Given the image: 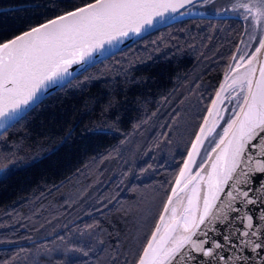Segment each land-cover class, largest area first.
I'll use <instances>...</instances> for the list:
<instances>
[{
	"label": "trees",
	"instance_id": "obj_1",
	"mask_svg": "<svg viewBox=\"0 0 264 264\" xmlns=\"http://www.w3.org/2000/svg\"><path fill=\"white\" fill-rule=\"evenodd\" d=\"M92 1L0 0V9L9 8L0 11V43ZM28 3L39 7L13 9ZM245 28L237 19H193L157 30L78 75L3 132L0 155L18 162L0 174V264H68V254L52 251L65 244L82 250L71 253L73 264H135ZM193 81L208 87L197 91L204 106L191 125L192 113L185 119L184 112L192 107L185 104ZM181 121L183 133L174 139ZM76 184L81 195L71 203L66 192ZM152 189L156 209L133 241L132 224L119 210ZM101 199L115 205L98 209ZM54 205L61 212L50 221L60 227L52 231L55 245L50 235L39 239L38 221L26 219L46 218ZM86 225L95 241L80 234Z\"/></svg>",
	"mask_w": 264,
	"mask_h": 264
},
{
	"label": "snow or ice",
	"instance_id": "obj_2",
	"mask_svg": "<svg viewBox=\"0 0 264 264\" xmlns=\"http://www.w3.org/2000/svg\"><path fill=\"white\" fill-rule=\"evenodd\" d=\"M211 3L213 0H93L83 7L66 11L54 19L31 27L13 39L0 43V129L3 130L0 131V135L23 118L26 109L39 100V94L43 89L55 86L63 77L70 76L69 67L83 61L84 57L90 54V49L101 48L105 43L128 36L130 32L139 34L144 25H153L154 17L163 20L168 12L176 13L179 9L189 8L190 10V6ZM229 3L232 5L230 10L242 9L246 20L252 17L264 23V0H229ZM228 10L225 9V11ZM260 72L264 77V65L261 66ZM248 84L251 87L252 81L249 80ZM256 87L257 91L251 92L248 110L244 112L247 126H244L245 121H241L240 135L237 136L234 133V139L229 141L231 163L220 183L231 178L230 174L236 170V164L240 162L242 154L246 160L253 161V166L249 167L248 172L259 173L261 177H264V162L260 159L254 160L253 156L245 152V145H249V150L259 148V151L255 153L257 157H264V147H261L264 145V87L259 80L256 81ZM254 107L257 108L255 113L252 111ZM256 139L261 142L260 145L251 143ZM189 155L191 156V153ZM17 162L12 157L0 155V173ZM213 167L215 168V164ZM243 175L245 183L251 185L253 177L247 173ZM173 191L175 192V189ZM217 191L222 189L217 188ZM249 191H252L251 187L248 191H242L240 195L245 198L246 203H255V200L248 198ZM255 191L264 192V178L259 180V187ZM228 196L236 199L231 192H228ZM217 198L215 194L212 197L213 200ZM225 207L230 208L231 211H238L231 205H225ZM210 208L211 203L205 197V210L199 216L198 222L193 221L189 224L185 221L184 231L189 234L177 239L174 246L164 251L162 256L159 254L155 256L151 264H177L178 260L185 258L196 261V256L191 255L185 245L193 252L211 260L236 259L246 262L249 259L241 255L226 258L214 251L228 244L237 253L247 249L251 251L255 259L264 261V214L260 216L261 224H254L253 217L249 215L243 216L244 227L250 231L240 232V236L247 239L240 240L239 244L233 243L227 235L224 236L223 244L216 240L194 239L193 237L198 235L196 230L206 223L205 217L209 216ZM165 211H168L167 205ZM163 219L164 217L161 216V220ZM223 219L227 220V216ZM210 222L211 220L208 221ZM92 227V225H86V230ZM159 227L157 225V231ZM204 235L207 236V233ZM155 236L154 232V239ZM149 249L155 251L151 241L144 250L145 255L140 257L139 264H149V260L146 259ZM80 251L82 250L77 247L68 249V264H73L74 258L71 253ZM83 254L87 255V252Z\"/></svg>",
	"mask_w": 264,
	"mask_h": 264
},
{
	"label": "water",
	"instance_id": "obj_3",
	"mask_svg": "<svg viewBox=\"0 0 264 264\" xmlns=\"http://www.w3.org/2000/svg\"><path fill=\"white\" fill-rule=\"evenodd\" d=\"M218 1L222 2L223 0H213V3L203 6H190V10L184 8L179 9L176 13L168 12L163 20L154 17L153 25H144L139 34L130 32L128 36L120 37L111 43H105L101 48L90 49V54L86 55L83 61L69 67L68 71L71 75L63 77L55 86L43 89L39 94V100L27 108L23 116L78 75L157 30L180 21L193 19H237L244 24L246 23L242 9L230 10L232 6L219 8ZM225 9L229 10L225 11ZM181 12L184 14L180 15ZM248 19V26L245 28L236 50L221 75L154 227L135 264H139L140 257L145 255L144 250L148 247L149 241L152 242L153 249H155V251L149 249L146 258L151 264L155 256L158 254L162 256L164 251L174 246L177 239L188 235L189 232L184 231L185 221L189 224L193 221L198 222L199 216L205 210V197L211 203L209 216L205 217L206 223L196 230L198 235L193 237L194 239L216 240L223 244L224 236L227 235L233 243L239 244L240 240L247 239L241 237L240 232L250 231L244 227L242 222L244 215L253 217L254 224H261L260 216L264 214V192H257L255 189L259 187V180L264 177H261L259 173L248 172L249 167L253 166V161L246 160L242 154L240 162L236 164V170L230 174L231 178L224 183L219 182L227 174V167L231 163L229 141L234 139V133L237 136L240 135L241 121H245L244 126H247L244 112L248 110L251 92L257 91L256 81H261V85L264 87V77L261 76L260 72L261 66L264 65V23L252 17ZM249 80L252 81L251 87L248 84ZM252 111L255 113L257 108L254 107ZM0 131L3 130L0 129ZM198 136L199 140H197ZM251 143L261 144L258 139L253 140ZM194 144L195 148H193ZM261 147H264V145H261ZM257 151H259V148L249 150V145H245L247 155L253 156L254 160L260 159L264 162V157L255 155ZM218 157L219 159H217ZM186 163L187 166H185ZM214 164L215 168L213 167ZM181 172H183V175H181ZM244 173L253 177L251 185L245 183ZM249 187L252 188V191H249L248 198L256 201L252 204L246 203L245 198L240 195L242 191H248ZM217 188L222 189V191H217ZM173 189H175V192ZM228 192H231L236 199L228 196ZM214 194L218 197L215 200L212 199ZM169 198H171V203H169ZM166 205L168 207L167 212L165 211ZM225 205H231L232 208L238 211H231ZM161 216L164 217L163 220H161ZM225 216H227V220L223 219ZM209 220H211L210 223H208ZM157 225L160 226L159 231H157ZM172 229L176 230L173 231ZM154 232L156 233L155 239L153 238ZM204 233H207V236ZM185 248L191 255L196 256V261L193 262L185 258L178 260L177 264H201V262L203 264H264V261L255 259L250 250L245 249L237 253L228 244H225L222 249L214 251L226 258H235L237 255H241L249 259L246 262L236 259L231 261L211 260L193 252L187 245H185Z\"/></svg>",
	"mask_w": 264,
	"mask_h": 264
},
{
	"label": "rangeland",
	"instance_id": "obj_4",
	"mask_svg": "<svg viewBox=\"0 0 264 264\" xmlns=\"http://www.w3.org/2000/svg\"><path fill=\"white\" fill-rule=\"evenodd\" d=\"M220 2L221 1H218L219 4H217L219 8H229L232 6L229 3V0H223L221 3ZM194 83H195V81L192 82V85L190 84L192 88H191V90H188L187 92H188V94L190 93V95L192 94V96L189 99V101L185 104V105H189V103L192 104V107H191L192 109L188 108V110H186L184 112V118L185 119L188 118L190 112L192 113L191 125L193 124V117L195 116L193 114L200 112L199 111V102L204 101V100H202V99H204V97H201L202 95H199V92L202 93V91H204V89H206L208 87V85L206 83L205 84L202 82H200V83L196 82L195 84ZM198 89H200V90H198ZM197 91H199V92H197ZM206 97H205V100H206ZM172 124L174 125L175 123H171L170 126H172ZM182 126H183V121H181L179 123V125H178L179 128L174 132V134H173L174 139H177V137L183 133L184 128ZM158 143H160V141ZM180 151L181 150L178 149L177 153H179ZM122 152H123V150H122ZM133 155L134 154H131L129 157L127 155V157H128V158L126 157L127 162L129 161L130 158L133 157ZM112 157L113 156H111L110 158H112ZM136 163H139V162L137 161ZM117 186H119V183H117ZM117 188H119V187H117ZM69 189L70 190L66 192L65 197L70 199V202L72 203V202H75L76 200L79 199V197L81 195V191H80L81 189H80V186H78V184L71 186V188H69ZM157 191L158 190L152 189V193H149V195H148L147 191H141V193H137V196L135 197L134 202L130 203V205L129 204L124 205L122 207V209L119 210L120 215L122 214L121 216L126 217L127 218L126 220H128L132 224L131 225L132 230L130 232V236H132L133 241L139 237L141 229L143 228V225H140L141 222H143V224H144V221L146 220V218L149 217V215H152L154 212V209H156V205H157L156 199L158 197ZM118 192H120V191H118ZM135 202H137V203H135ZM64 204H66V203H64ZM110 204H113L112 200H110V199L109 200L108 199L102 200L101 199L99 201L98 209H100V208L105 209ZM114 205H115V203L113 204V206ZM148 208H149V210H148ZM52 209H53V211L46 218L45 217L38 218V214H36L34 216L30 215L26 218L28 220H32V221L35 220L36 222L38 221L37 222V224H38L37 225L38 226L37 232L40 233L39 239L42 238L41 240H43V241H44L45 237L48 235H50L51 237H49V238L47 237V239L52 240L53 242L56 240L55 239L56 235L54 232H52L54 227H56L54 230L57 231L59 229V231H60V227L53 225V223H51L50 221H52V219L57 221V217L61 214V212L59 213L58 208L55 205L52 206ZM145 209H147L148 211H145ZM151 212H152V214H151ZM28 222H30V221H28ZM53 222H55V221H53ZM139 227H140V229H139ZM50 232H52V233H50ZM92 233H93V231L90 229L83 230L80 232V234H82L84 238H88L89 240L95 241V238L93 239V236L91 235ZM53 239H55V240H53ZM133 241H132V243H133ZM53 242H51V244L55 245V242L54 243ZM14 246H18V245H13V247ZM130 247H132V246H130ZM53 248L54 249L52 251H54L56 253L61 252L62 254H65V255L68 254L69 248L66 246V244L59 246V247L55 246ZM129 249H131V248H129ZM37 255H39V254H37Z\"/></svg>",
	"mask_w": 264,
	"mask_h": 264
},
{
	"label": "flooded vegetation",
	"instance_id": "obj_5",
	"mask_svg": "<svg viewBox=\"0 0 264 264\" xmlns=\"http://www.w3.org/2000/svg\"><path fill=\"white\" fill-rule=\"evenodd\" d=\"M39 6L37 5V4H32V3H28V4H25V5H18V6H14L13 7V9H23V8H26V9H28V8H34V9H37ZM200 104V106H199V109H201V107H203L204 105H203V101H201V102H199Z\"/></svg>",
	"mask_w": 264,
	"mask_h": 264
},
{
	"label": "bare ground",
	"instance_id": "obj_6",
	"mask_svg": "<svg viewBox=\"0 0 264 264\" xmlns=\"http://www.w3.org/2000/svg\"><path fill=\"white\" fill-rule=\"evenodd\" d=\"M0 11H3V12H6V11H9V8L7 7V8H3V9H0ZM71 82V81H70ZM67 85V84H66ZM64 87V86H63ZM61 89V88H60ZM59 89V90H60ZM58 91V90H57ZM56 91V92H57ZM55 93V92H54ZM52 95V94H51ZM49 97V96H48ZM42 238H40V240H41Z\"/></svg>",
	"mask_w": 264,
	"mask_h": 264
}]
</instances>
